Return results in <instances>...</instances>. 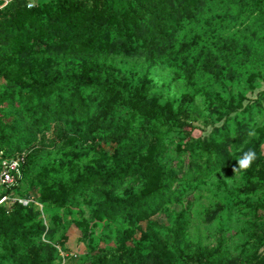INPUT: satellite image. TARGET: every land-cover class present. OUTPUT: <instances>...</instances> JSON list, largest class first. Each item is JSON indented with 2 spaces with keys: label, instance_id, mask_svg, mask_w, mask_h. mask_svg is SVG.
<instances>
[{
  "label": "trees",
  "instance_id": "obj_1",
  "mask_svg": "<svg viewBox=\"0 0 264 264\" xmlns=\"http://www.w3.org/2000/svg\"><path fill=\"white\" fill-rule=\"evenodd\" d=\"M30 2L0 0V163L28 152L0 201H30L0 202V264H73L70 224L88 250L79 264H264V91L247 101L239 89L264 80V0ZM157 66L183 84L186 119L145 86ZM223 173L235 183L221 208L249 218L235 256L224 230L193 241L185 202Z\"/></svg>",
  "mask_w": 264,
  "mask_h": 264
},
{
  "label": "rangeland",
  "instance_id": "obj_2",
  "mask_svg": "<svg viewBox=\"0 0 264 264\" xmlns=\"http://www.w3.org/2000/svg\"><path fill=\"white\" fill-rule=\"evenodd\" d=\"M38 1L41 0H36V2L31 1L30 3L36 4ZM107 62L128 71L139 72L147 68L146 63L143 60H127L112 56L108 58ZM172 72V70H164L160 66L151 68L148 71V80L145 86L150 87V94L157 98L162 105L167 104L168 106H173V109L180 111L179 113L181 118L186 119L188 109L184 110L180 107V101L185 94V89L181 81L174 79ZM253 82L248 76H244L243 82H241L239 86V89L245 91L247 101H254L259 97V93L264 91V80L257 79L254 83ZM215 88L221 90L220 87ZM189 109L192 115L198 118L197 121H193L195 127L192 131L193 136L201 137L205 135L210 127L208 128L204 125V119H207V116L206 112L203 111L202 104L196 101L194 106ZM192 120L193 118L190 119L191 122ZM260 124L262 126L264 125V118L260 120ZM190 129L191 128L189 127L188 130ZM106 150L110 151V147H106ZM234 183V180L230 178L227 173H223L207 181V183L199 190L189 194L185 200V202L191 204L190 215L192 224L190 235L193 241L200 240L203 243H208L210 241L208 239L210 233L224 230L227 237L232 240V256L237 254V250L235 248L239 247L241 244L240 241H242L241 238H244V234L242 233L243 223L245 220L249 219L244 216H240L236 211L221 208L220 203L228 205L232 200L231 190L234 187ZM0 190L2 189L0 188ZM16 197L17 196L14 198ZM204 208H209L211 211L217 212L215 219H213L209 224L204 223L201 220V218L203 219V216L198 214V212L203 211ZM176 209L177 211H180L182 207L177 206ZM263 214L264 212L259 211L260 216H263ZM86 218L87 214L84 219ZM153 220H158L161 223H167V220L163 215H156ZM67 229L68 240L66 242V247L69 251L67 257L75 258L73 264H79L81 259L88 253L86 242L83 241L84 235L82 227H78L76 224H70Z\"/></svg>",
  "mask_w": 264,
  "mask_h": 264
},
{
  "label": "built area",
  "instance_id": "obj_3",
  "mask_svg": "<svg viewBox=\"0 0 264 264\" xmlns=\"http://www.w3.org/2000/svg\"><path fill=\"white\" fill-rule=\"evenodd\" d=\"M29 7H32L33 4H29ZM26 155L28 152H23L16 155L10 159H2L0 163V186L5 188H12L18 185L19 181L22 178L21 167L25 162ZM0 156H2V151L0 150ZM18 201L23 205H27L29 200L14 198V197H3L0 202L6 201ZM63 255V253H61Z\"/></svg>",
  "mask_w": 264,
  "mask_h": 264
},
{
  "label": "clouds",
  "instance_id": "obj_4",
  "mask_svg": "<svg viewBox=\"0 0 264 264\" xmlns=\"http://www.w3.org/2000/svg\"><path fill=\"white\" fill-rule=\"evenodd\" d=\"M251 135V133H250ZM255 159V153L251 150L244 152L240 159L237 161V166L241 169H247L251 166Z\"/></svg>",
  "mask_w": 264,
  "mask_h": 264
},
{
  "label": "crops",
  "instance_id": "obj_5",
  "mask_svg": "<svg viewBox=\"0 0 264 264\" xmlns=\"http://www.w3.org/2000/svg\"><path fill=\"white\" fill-rule=\"evenodd\" d=\"M31 1H35L36 2V0H31Z\"/></svg>",
  "mask_w": 264,
  "mask_h": 264
}]
</instances>
